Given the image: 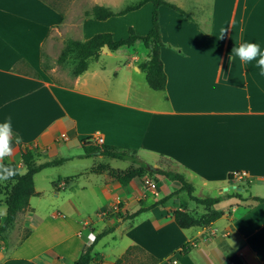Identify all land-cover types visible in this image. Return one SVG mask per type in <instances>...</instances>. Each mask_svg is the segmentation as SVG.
<instances>
[{"label":"crops","instance_id":"obj_1","mask_svg":"<svg viewBox=\"0 0 264 264\" xmlns=\"http://www.w3.org/2000/svg\"><path fill=\"white\" fill-rule=\"evenodd\" d=\"M165 1L189 18L159 8L166 83L164 91H153L142 69L149 61L148 50L141 45L102 51L69 85L56 83L42 70L51 37L59 39L73 26L80 29L75 41L81 42L99 34H110L114 41L127 38L128 31L119 22L124 20L137 35L146 36L152 27L151 4L105 21L85 16L74 25L68 11L75 9V0H0V123L10 117L13 135L20 138L3 162L14 163L25 173L21 154L26 149L39 152L38 165L54 159H65L64 164L83 161L80 141L91 139L90 144L97 146L95 141L101 139V145L135 151L148 167L183 175L194 194L216 197L233 192H222L223 188L245 183L244 199H264V76L255 61L245 64L231 54L245 42L264 49V0ZM137 15L140 21L134 27L131 21ZM97 23L107 29L94 33ZM105 58H120L119 68L109 70ZM49 169L35 175L34 182ZM108 169L124 171L100 163L71 177L91 175L96 180L66 185L62 180L68 177L63 175L57 185L54 178L48 184L57 186L54 198L62 194L60 190L68 196L90 192L104 203L96 214L115 210L124 216L147 209L178 189L160 176L156 196L138 179L123 188L108 176ZM34 189L39 197L49 191ZM179 195L134 219L109 220L114 230L98 241L92 257L99 255L100 264H114L129 248L137 247L153 264H167L173 258L176 264H264V203L225 199L210 209L223 212L220 219L182 230L169 215L172 211L183 210L198 219L208 210L196 204L193 209L186 203L181 207L176 203ZM4 199L2 192L0 223L6 216ZM28 209L37 219V209L30 204ZM71 212L38 218L24 241L16 243L15 235L12 242L0 241L4 245L0 264L76 262L109 227L101 215L97 217L104 226L97 228L83 219L78 207H71ZM186 245L188 251L179 253Z\"/></svg>","mask_w":264,"mask_h":264},{"label":"trees","instance_id":"obj_2","mask_svg":"<svg viewBox=\"0 0 264 264\" xmlns=\"http://www.w3.org/2000/svg\"><path fill=\"white\" fill-rule=\"evenodd\" d=\"M146 4L152 5V27L146 36H139L132 28H130L128 30V37L119 41H114L112 35L110 34L95 35L85 42L75 40L67 41V46L74 54L76 61V67L74 71L75 77L80 76L87 70L88 61L90 59L97 58L98 55L102 52L103 47H106L108 51L114 53L121 48L130 49L141 45L146 50H148L149 61L142 65V69L146 73V83L148 87L153 91H164L166 77L163 71L162 62L160 60V49L164 47V44L162 43L160 34L159 8L164 6L189 18L182 9L174 4L166 2L165 0H141L137 6L126 8L118 13H113L108 9L95 6L93 7L91 13H86L85 16L87 18H92L93 20L105 21L112 17H121L128 13L138 11ZM42 70L46 72V68L42 67ZM34 76L37 77V75ZM90 142L91 139L80 141L83 151L82 157L89 158L91 156L98 155L118 161H128L137 166L136 169L127 171L108 169L109 177L119 183V185L123 188L128 187V185L133 180L141 178L144 172L152 175H158L160 177H163L166 181L170 183H176L178 185V189L173 193L157 201L147 209H139L137 212L131 215H125V219H134L145 211H148L155 207H160L164 205L168 200L179 195L180 193H186L188 198L193 203L208 210L206 215L198 219L183 210L177 209L172 211L169 215L173 219L176 226L182 230H187L193 227H206L220 219L223 216V212L210 211V209L213 206L224 201L225 199L236 198L240 201H246L247 199H250L257 203H264V199L251 196L244 199L242 197V194L236 192L225 193L216 197L197 198L194 196V187L186 181L183 175L158 169L151 172L148 170V165L137 158L135 151L122 150L116 147L104 145L92 146ZM36 158H40V156L37 155L34 151L26 149L22 152L21 161L25 167V173L23 174L20 172V169L16 166V164L7 162L2 163L4 166V170H0V181L3 182V184H0V194L2 192H5L4 204L6 206L5 220L0 223V241L2 242H5L4 235L14 223L18 214L21 211L29 208V202L31 198L38 196V194L35 193L34 189V176L45 169L58 167L66 162L65 159H54L38 165L36 164ZM7 169H11L12 171L9 173L5 171ZM232 178V176H229L228 179L231 180ZM6 182L11 183L9 189H7L6 187L4 188ZM113 230L114 227H109L98 234L95 237L92 245L85 248L77 261L73 264H90L91 262L100 264L101 257L99 255L92 257V250L98 243V241H100L108 234L112 233ZM30 234L31 231L29 230L23 236L21 241H24L26 238H28ZM186 248L189 249L190 246L186 245L180 248L181 250H183V254L188 251ZM136 249L138 250L139 248H129L121 258L117 259L114 262V264H123L127 256Z\"/></svg>","mask_w":264,"mask_h":264},{"label":"rangeland","instance_id":"obj_3","mask_svg":"<svg viewBox=\"0 0 264 264\" xmlns=\"http://www.w3.org/2000/svg\"><path fill=\"white\" fill-rule=\"evenodd\" d=\"M72 1V0H71ZM141 0H75V9L68 11L70 13L71 17L70 19L73 21V24L77 25L79 24L80 20L85 18L86 13H91L93 7L99 6L105 9H108L109 11L113 13L121 12L122 10L137 6L140 3ZM177 2H180V0H176ZM202 2H209L210 0H200ZM172 4V3H171ZM143 14V13H142ZM119 21L123 24V27L125 28V31L127 33L130 26H128L130 21L124 20ZM140 17L139 15L133 17L132 19V25L134 27H137L139 24ZM123 28V29H124ZM106 26L102 23H97L93 27L94 33L98 31H104L106 30ZM79 28L77 26L71 27V32H64L62 33L61 38L57 37H51L50 39V48H46V52L43 58V64L42 67L46 68V72L49 78H51L56 83L62 84V85H69L71 81L75 78L74 71L76 67V61L74 54L70 51L69 47L67 46V41L69 40H79L80 34H79ZM131 49V48H130ZM132 52V50H129ZM105 64L109 70H117L119 68L121 59H113V58H105L104 59ZM37 155H40L39 152L36 150L34 151ZM79 154L83 155V151L79 150ZM74 155V154H73ZM84 158V157H83ZM73 162L66 163L62 165L61 167L51 168L47 171H44L43 173L39 174L38 177H36L34 186L36 189L41 191H48L47 193L44 192L42 196H36L30 199L29 204L34 207L37 212L36 216L38 218H42L44 215L48 213H52L55 211H60L62 213L71 214V207H78L80 209V214L87 222H93L94 227L101 228L104 226V222L102 220L106 221V223L109 220L116 221L117 219L122 218L124 215L120 213H115V210H111L108 212L98 213V209L104 205V203L100 200H95V198L92 197L90 192L83 193L81 195H75V196H68V193H64L63 190H60V196L58 198H54V191L57 190V186H53L51 184H48L49 180L51 178H54V185L58 184V177H64L63 175H67L65 177H68L66 180H62L66 183H73L75 184L78 182L79 184L85 183L88 179L96 180L97 178L95 176L91 175H83L78 178H71L72 175H75L76 173L84 172L86 168L99 165L100 163H104L106 165H109L110 168L113 169H124V171L136 169L137 166L133 165L132 163L128 161H112L110 159H107L106 157L102 159H96V156H91L89 158L84 159L83 161H75L71 160ZM23 172H25V169H22ZM61 175V176H58ZM109 176V175H108ZM70 179V181H68ZM138 180L141 182V186L144 190H146V184L151 183L156 188H160V179L158 175H152L147 172H144L141 178H138ZM68 181V182H67ZM75 182V183H74ZM248 184H242L239 185L240 187H233V192L236 193H242V188L247 189ZM11 186V183H5L4 188L6 187L9 189ZM77 186V185H76ZM75 186V187H76ZM74 186L71 187V191H74ZM156 188L152 189L154 193V196H156ZM68 191V188H67ZM208 193V192H207ZM210 193V192H209ZM211 194V193H210ZM212 195V194H211ZM214 195V193H213ZM194 196L197 198L202 197H208L202 194L201 192L197 191ZM177 204L184 205V203L188 204V207L190 209H193L196 207L195 203H193L187 196L186 193H181L176 201ZM176 207V206H174ZM130 211V210H129ZM172 211L171 209L169 212ZM31 211L30 209H25L21 211L17 218L15 219L14 223L11 225V227L8 229V231L5 233V238L8 239L9 242H12V237L15 235L16 237V243L21 241L23 236L30 230L32 227V223L37 221V219L34 220L33 215H30ZM97 215H101L100 218L97 217ZM28 218H31L29 220ZM107 227L111 226L109 223H107ZM106 242L109 244H112L111 237H106ZM105 242V243H106ZM119 245V243L117 244ZM3 247L4 245H0ZM102 245L98 247L96 250L98 253L102 251ZM124 264H153V262L147 257L146 255H143L142 252L133 250L129 257L126 259Z\"/></svg>","mask_w":264,"mask_h":264},{"label":"clouds","instance_id":"obj_4","mask_svg":"<svg viewBox=\"0 0 264 264\" xmlns=\"http://www.w3.org/2000/svg\"><path fill=\"white\" fill-rule=\"evenodd\" d=\"M231 54L245 64L255 61L256 67L260 69V74L264 76V49L261 48L260 44L253 42L241 43L239 47L233 48ZM14 140L15 143L20 142V138L13 135L11 118L9 117L5 122L0 123V170H4L2 162L5 158L13 154ZM5 171L10 173L12 170L7 169Z\"/></svg>","mask_w":264,"mask_h":264},{"label":"built area","instance_id":"obj_5","mask_svg":"<svg viewBox=\"0 0 264 264\" xmlns=\"http://www.w3.org/2000/svg\"><path fill=\"white\" fill-rule=\"evenodd\" d=\"M101 143H102V140L101 139H98V140L95 141V144L97 146L101 145ZM146 186H147L146 187L147 190L155 189V186L153 184H151V183H147ZM179 253H183V250L180 249L179 250ZM176 263L177 262H176L175 258H173L172 260H170V261L167 262V264H176Z\"/></svg>","mask_w":264,"mask_h":264},{"label":"water","instance_id":"obj_6","mask_svg":"<svg viewBox=\"0 0 264 264\" xmlns=\"http://www.w3.org/2000/svg\"><path fill=\"white\" fill-rule=\"evenodd\" d=\"M102 51H103V52H107L108 49H107L106 47H103V48H102ZM148 170L151 171V172H153V171H155L156 169L153 168V167H148ZM231 190H233V187H232V186H229V187H227V188H223V189H222V192H227V191H231Z\"/></svg>","mask_w":264,"mask_h":264}]
</instances>
